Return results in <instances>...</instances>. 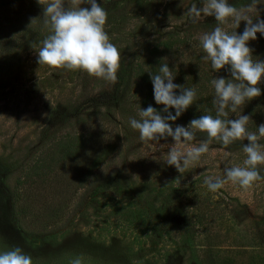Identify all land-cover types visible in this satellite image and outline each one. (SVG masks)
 <instances>
[{
    "label": "rangeland",
    "instance_id": "obj_1",
    "mask_svg": "<svg viewBox=\"0 0 264 264\" xmlns=\"http://www.w3.org/2000/svg\"><path fill=\"white\" fill-rule=\"evenodd\" d=\"M30 2L0 0V26L19 18ZM193 3L201 6L199 0L104 5L105 30L120 52L115 84L84 71L39 65L35 49L41 39L21 36L15 50L0 48V252L19 246L33 264H69L76 256L83 264H264V179L246 190L227 182L213 192L204 184L206 177L223 178L226 165H242L247 141L227 147L212 141L209 152L181 174L164 162L171 137L142 142L128 122L139 118L138 96L132 100L124 89L122 68L173 31L193 48H182L184 56L171 61L189 64L193 50L202 49L198 36L216 26L214 17L203 15L193 23L186 14ZM258 17L264 18V6L252 13L253 20ZM257 37L249 46L254 60H264V36ZM258 86L264 89V79ZM260 99L264 103V95ZM241 109L233 117L250 115L247 127L264 123V109ZM67 133L93 134L92 144L115 149L82 187L75 172L66 187L26 190L20 185L24 174L31 175L51 142ZM199 133L181 147L205 140ZM257 167L264 177V165ZM16 189L23 192L18 203L11 194ZM195 212L202 222L194 227L186 216ZM194 229H201L196 242L190 238ZM209 234L212 246L205 241Z\"/></svg>",
    "mask_w": 264,
    "mask_h": 264
},
{
    "label": "clouds",
    "instance_id": "obj_2",
    "mask_svg": "<svg viewBox=\"0 0 264 264\" xmlns=\"http://www.w3.org/2000/svg\"><path fill=\"white\" fill-rule=\"evenodd\" d=\"M43 7L44 23L50 34L35 49L37 63L51 68L72 71H84L89 76L101 78L113 84L118 82L120 52L111 42L105 30L108 12L104 7L109 0L98 3L97 0H37ZM186 10L187 16L197 22L201 15L214 17L216 26L198 36L199 44L206 54L211 68L227 76L218 75L210 81L214 89L213 105L215 116L201 115L191 119L188 124H176L175 121L193 105L197 96L195 88H186L174 83L168 63L159 66L158 74L149 72L153 85V97L157 109L151 104L140 108L139 118H129L132 129L138 130L142 142H157L169 137L174 141L168 149L164 162L184 173L190 166L199 162L209 152L210 143L215 140L224 147L236 141H247L243 145L246 158L242 165H226L225 176L206 177L204 184L210 191H217L227 182L249 189L261 177L258 165H264V123L258 125L257 132L248 131L250 115L240 114L235 119H227L228 111L236 113L246 101L264 95V89L258 85L264 79V60H254V49L249 42L257 40V33L264 36V18H252L264 0H251L248 5L235 7L229 0H199ZM231 21V24H229ZM244 23L242 32H229L225 26L238 29ZM179 90V91H177ZM174 110V114L173 111ZM203 132L207 138L198 145L182 148L196 139V133ZM0 264H33L32 257L21 247H12L0 252ZM69 264H83V258L76 256Z\"/></svg>",
    "mask_w": 264,
    "mask_h": 264
},
{
    "label": "trees",
    "instance_id": "obj_3",
    "mask_svg": "<svg viewBox=\"0 0 264 264\" xmlns=\"http://www.w3.org/2000/svg\"><path fill=\"white\" fill-rule=\"evenodd\" d=\"M246 1L247 0H235L232 5L243 6ZM42 12L43 7L37 3V0H32V2L25 7L24 12H22L19 18H16L14 22H8L5 26H0V48L2 49V47H4L3 51H7L6 47L15 50L16 45H18L17 43L21 40V36L24 37L23 39L28 40L35 38L43 40L49 35V27L44 23ZM243 28L244 26L240 25L238 29L233 27L229 32H242ZM182 48L191 50L193 46H190L189 39L181 36L177 31L169 32L165 38L158 40L152 46L147 47L143 52L136 55L129 66L123 67L120 73L124 89L128 88V91H131L132 100H134L135 96H138L136 103L138 111L141 107L146 108L150 104L157 109L163 107L162 105L155 104L153 85L149 78V72L158 74L159 66L163 63H168L175 75L174 83L182 84L186 88L196 89L197 96L193 105L175 121L173 127H175L176 124L186 126L191 119L198 118L201 115L215 116L216 109L212 103L214 89L210 81L218 75L227 76V73L223 70L217 73L211 68L210 62L204 59L206 54L202 49L199 51L193 50L194 60L189 64L180 63V65H177L172 63L171 60L176 62L180 57L184 56L182 54ZM262 103V99L259 100V97H255L246 101L240 109L242 108V111L252 112L259 107L262 111L264 109V103ZM172 111L174 114V110ZM226 111H228L227 119H235L233 117L234 113L231 112L230 108L226 109ZM253 123L256 124V126L252 128L248 126V131L253 128L258 130V124L255 122ZM199 134L207 138L206 133L202 132ZM93 137V134L67 133L52 141L42 153L38 162L31 167V175L28 172L24 174L23 182H20V185H25L26 190L38 189L42 186L44 188L46 187L47 190L48 187L49 189L52 187L53 190L60 189L66 187L73 174L77 172L79 174L77 177L78 185L82 187L86 184L88 178L95 170L108 160L115 149L114 145L110 143L92 144ZM213 142L221 144L215 140H213ZM11 194L13 202L18 203L22 199L23 192L16 189ZM17 209L20 212V207L18 205ZM57 214H60L59 210L56 211L54 217H57ZM186 217L189 223L193 224L194 227L195 222H202V217L198 216L196 212ZM200 230L201 229H194L191 231L190 235L192 237L190 238L193 241L195 239V242L198 240L197 237H199ZM210 236L212 235L209 234L208 237L205 235V241L208 246H212L209 240Z\"/></svg>",
    "mask_w": 264,
    "mask_h": 264
}]
</instances>
